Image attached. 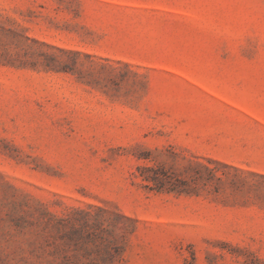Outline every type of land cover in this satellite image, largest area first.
Returning a JSON list of instances; mask_svg holds the SVG:
<instances>
[{
  "label": "rangeland",
  "instance_id": "374dc122",
  "mask_svg": "<svg viewBox=\"0 0 264 264\" xmlns=\"http://www.w3.org/2000/svg\"><path fill=\"white\" fill-rule=\"evenodd\" d=\"M235 169L264 175V0H0V264H264Z\"/></svg>",
  "mask_w": 264,
  "mask_h": 264
},
{
  "label": "trees",
  "instance_id": "16d2710c",
  "mask_svg": "<svg viewBox=\"0 0 264 264\" xmlns=\"http://www.w3.org/2000/svg\"><path fill=\"white\" fill-rule=\"evenodd\" d=\"M59 52L64 54V55H70L71 54L70 52L67 53V52L62 51V50H59ZM72 55L78 56L76 53H74ZM51 56H52L51 57L52 60H54L55 62H58L57 56H55L54 54L51 55ZM217 164H220V163L218 162ZM220 165H222V164H220ZM202 167L207 172V175H208L209 178H211V179L212 178H216L218 184H220V185L228 184V185H232V186L236 187V192H238V193H242V187H247V186L249 187L248 183L244 179H238V181H235V180H232V179H227L226 175H224V174L218 176V175H216V172L213 169H211V168H209L207 166H202ZM235 171H236L237 175L240 176V177H242V176L243 177H253V178L258 179L260 182L264 181V175H260V174L252 173V172H244L242 170H237V169H235ZM144 180H146V181H149V180L150 181H154L153 178H150V179L149 178H144ZM197 180L200 181L201 185L203 187H205V188L208 185V181L207 180H209V179H203V177L199 176V177H197ZM260 185L261 184H258L255 187V189H254L255 198H257L258 200L261 199L264 196L263 193L261 192ZM168 192H173V189H171ZM183 192L184 191H178L179 194H182ZM195 196H199V193H195ZM236 247L240 248L239 245H236ZM243 249L246 250V248H244V247H243Z\"/></svg>",
  "mask_w": 264,
  "mask_h": 264
}]
</instances>
